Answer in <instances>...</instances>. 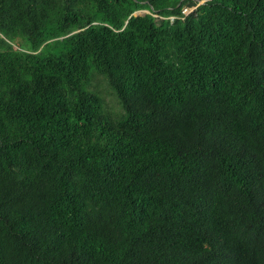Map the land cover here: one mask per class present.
<instances>
[{"label":"trees","instance_id":"1","mask_svg":"<svg viewBox=\"0 0 264 264\" xmlns=\"http://www.w3.org/2000/svg\"><path fill=\"white\" fill-rule=\"evenodd\" d=\"M0 264H264V0H0Z\"/></svg>","mask_w":264,"mask_h":264},{"label":"rangeland","instance_id":"2","mask_svg":"<svg viewBox=\"0 0 264 264\" xmlns=\"http://www.w3.org/2000/svg\"><path fill=\"white\" fill-rule=\"evenodd\" d=\"M146 12H147L146 10H138V11L135 12V14H137V15H138V14H144V13H146ZM19 42H20V43H25L24 41H21V40H20ZM19 42H16V45H17V46H18ZM106 99H107V101H109L110 104H115L112 96L107 95V96H106Z\"/></svg>","mask_w":264,"mask_h":264},{"label":"built area","instance_id":"3","mask_svg":"<svg viewBox=\"0 0 264 264\" xmlns=\"http://www.w3.org/2000/svg\"><path fill=\"white\" fill-rule=\"evenodd\" d=\"M193 9H194V7H190V8L185 7V8L183 9V12H184V13H188L189 11H191V10H193Z\"/></svg>","mask_w":264,"mask_h":264},{"label":"water","instance_id":"4","mask_svg":"<svg viewBox=\"0 0 264 264\" xmlns=\"http://www.w3.org/2000/svg\"><path fill=\"white\" fill-rule=\"evenodd\" d=\"M147 11V10H146ZM148 12V11H147Z\"/></svg>","mask_w":264,"mask_h":264}]
</instances>
